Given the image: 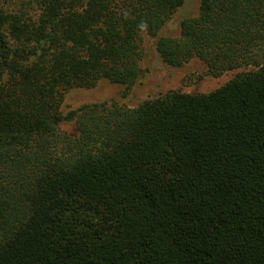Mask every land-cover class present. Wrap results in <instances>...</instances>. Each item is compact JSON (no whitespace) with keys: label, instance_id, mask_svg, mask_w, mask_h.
<instances>
[{"label":"trees","instance_id":"trees-1","mask_svg":"<svg viewBox=\"0 0 264 264\" xmlns=\"http://www.w3.org/2000/svg\"><path fill=\"white\" fill-rule=\"evenodd\" d=\"M0 0V264H264V0ZM192 59L208 93L62 112ZM72 122L75 134L61 129Z\"/></svg>","mask_w":264,"mask_h":264},{"label":"rangeland","instance_id":"rangeland-1","mask_svg":"<svg viewBox=\"0 0 264 264\" xmlns=\"http://www.w3.org/2000/svg\"><path fill=\"white\" fill-rule=\"evenodd\" d=\"M198 0H186L160 31L161 36L178 35V26L183 18L194 16L198 11ZM155 38L144 39V56L141 61L143 73L135 84L123 95L124 87L106 80L98 82L90 90H71L65 96L62 112L75 109L83 104L113 101L126 107H135L145 99L163 96L171 91L189 94L208 93L225 84L242 69L227 71L214 77L206 74V67L198 59H192L182 67L164 65L154 47ZM61 129L75 134L72 122L61 124Z\"/></svg>","mask_w":264,"mask_h":264}]
</instances>
